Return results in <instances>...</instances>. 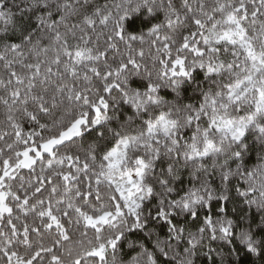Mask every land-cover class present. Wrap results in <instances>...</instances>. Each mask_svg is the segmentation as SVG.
<instances>
[{"label": "snow or ice", "instance_id": "1", "mask_svg": "<svg viewBox=\"0 0 264 264\" xmlns=\"http://www.w3.org/2000/svg\"><path fill=\"white\" fill-rule=\"evenodd\" d=\"M0 113V264H264V0H0Z\"/></svg>", "mask_w": 264, "mask_h": 264}, {"label": "trees", "instance_id": "2", "mask_svg": "<svg viewBox=\"0 0 264 264\" xmlns=\"http://www.w3.org/2000/svg\"><path fill=\"white\" fill-rule=\"evenodd\" d=\"M109 2L110 0H96V3L98 5H103L104 3ZM3 119L2 113H0V120ZM0 146H2V144H0ZM255 158H253V162H254ZM233 205H229L228 208V215L229 218H233L234 216H236V213H233L232 211ZM206 211V210H205ZM213 211H215V207L213 206ZM187 227L192 230L195 231V226L192 224L191 221H189ZM205 244H210L211 247H213L214 249H216L217 252V259L219 260L220 256L224 257V264H229V261L232 262V264H237V257L235 255H229V251H230V246L225 244L222 241H215V242H211L208 241L207 239L205 240ZM254 259V258H253ZM197 264H200V258H197ZM239 264H250L249 262V258L248 257H244L243 254H241L240 260H239Z\"/></svg>", "mask_w": 264, "mask_h": 264}]
</instances>
